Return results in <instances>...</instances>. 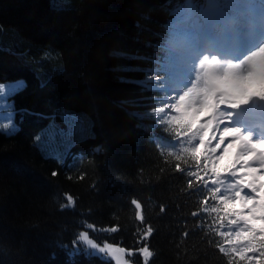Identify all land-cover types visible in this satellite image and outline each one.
<instances>
[{
  "label": "trees",
  "instance_id": "1",
  "mask_svg": "<svg viewBox=\"0 0 264 264\" xmlns=\"http://www.w3.org/2000/svg\"><path fill=\"white\" fill-rule=\"evenodd\" d=\"M206 3L223 1L0 0V83L23 82L11 96L16 131H0V264H115L81 243L69 258L60 245L71 250L85 231L125 248L132 264H144L145 245L149 264L259 259L220 252L235 239L221 235L231 226L204 210L215 202L206 188L189 189L186 172L197 169L176 170L167 153L179 144L148 116H165L160 79L177 10ZM253 104L264 116V97ZM57 129L65 135L45 136ZM69 195L74 207H62Z\"/></svg>",
  "mask_w": 264,
  "mask_h": 264
},
{
  "label": "snow or ice",
  "instance_id": "2",
  "mask_svg": "<svg viewBox=\"0 0 264 264\" xmlns=\"http://www.w3.org/2000/svg\"><path fill=\"white\" fill-rule=\"evenodd\" d=\"M22 86L23 82L8 85V91L5 93L4 86L0 85V120L5 118L3 115L5 110L12 107L6 104L7 97ZM252 95L264 97V90L250 92L247 96L235 101L232 107L247 104ZM174 113L175 115L169 118L162 116L161 111L153 108L148 116L158 119L161 125L166 124L169 133L175 138V143L179 144L178 149L167 153L168 156L178 161L175 164L176 170L185 172L180 162L189 168L197 169L186 172L189 178V189L206 188L215 202L209 206L208 201L204 200L202 202L205 205L204 210L217 214L222 213L218 215V219L221 222L227 219L229 226H235L234 231L221 233L226 237L234 235L235 239L229 238L227 243L231 247L221 246L220 252L226 256L238 253L241 259H244L247 253L259 252V259L255 256L247 257L249 264H253V261L255 264H264V138H253L250 129H247V134H245V129L241 126L227 127L222 132L218 131L215 118L206 119V117L215 116L214 102L207 105L206 110L205 108L197 110L195 107L182 104L175 107ZM6 118L11 121L13 114L8 113ZM0 128L7 130L6 135H12L16 131L13 123L0 124ZM57 135L65 134L58 129L45 133L49 139H54ZM52 175L55 176L57 173L53 172ZM131 203L136 209V219L143 222L141 203L137 200H132ZM74 205L75 201L69 195L67 204L62 207L72 208ZM196 215L198 213L193 212V216ZM88 227L91 228L92 225ZM109 231L114 233L118 231V228L112 227ZM152 232L153 229L150 226L145 227L142 238L146 240ZM78 243H83L88 248L96 250L86 253L88 255L106 254L115 258L118 264H132L131 260L125 259V248L112 244L99 247L86 231L78 234L71 250L64 244L60 247L66 250L69 258H72L80 252V249L75 247ZM237 244L244 246L238 249L235 247ZM138 251L144 258V264H149V258L154 255L149 247L145 245ZM133 254L128 252V255Z\"/></svg>",
  "mask_w": 264,
  "mask_h": 264
},
{
  "label": "rangeland",
  "instance_id": "3",
  "mask_svg": "<svg viewBox=\"0 0 264 264\" xmlns=\"http://www.w3.org/2000/svg\"><path fill=\"white\" fill-rule=\"evenodd\" d=\"M222 1V6L216 7L218 10H211L208 3L200 8L187 6L184 10H177L176 19L171 25L174 34L167 47L165 73L160 79L165 90L161 108L165 116L170 118L175 115V107L182 104L206 110V106L214 102L215 116L206 119L215 118L218 131L241 126L245 134L250 129L253 138H264V116L253 104L255 95L251 96L247 104L232 107L238 99L262 88L264 0ZM209 36L223 44L231 55H219L203 48L200 43L206 44ZM149 78L154 77L150 75ZM18 82L21 81L3 82L0 85L4 86L3 90L7 93V86ZM11 96L5 102L12 107L5 110V118L0 120V124L13 123L17 128ZM8 113L13 114L11 121L6 118ZM0 131L5 133L7 130L0 128ZM62 150L64 147L61 152L55 148L52 153L60 155L64 153ZM234 230L235 226H231L229 232ZM96 244L99 247L105 245ZM81 245L89 253L96 251L83 243ZM243 246L240 244L239 248ZM98 256L118 264L115 258L106 254Z\"/></svg>",
  "mask_w": 264,
  "mask_h": 264
}]
</instances>
